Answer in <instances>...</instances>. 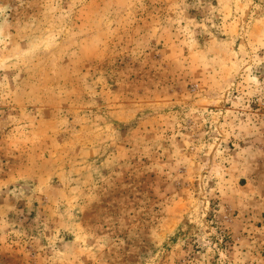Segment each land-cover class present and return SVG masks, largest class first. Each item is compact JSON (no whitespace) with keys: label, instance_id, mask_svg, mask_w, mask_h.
Here are the masks:
<instances>
[{"label":"rangeland","instance_id":"obj_1","mask_svg":"<svg viewBox=\"0 0 264 264\" xmlns=\"http://www.w3.org/2000/svg\"><path fill=\"white\" fill-rule=\"evenodd\" d=\"M0 264H264V0H0Z\"/></svg>","mask_w":264,"mask_h":264}]
</instances>
